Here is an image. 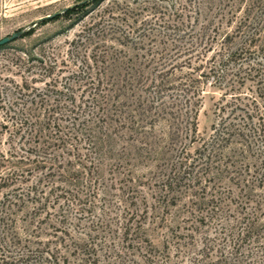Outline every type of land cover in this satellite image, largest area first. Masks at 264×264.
<instances>
[{
    "label": "rangeland",
    "instance_id": "rangeland-1",
    "mask_svg": "<svg viewBox=\"0 0 264 264\" xmlns=\"http://www.w3.org/2000/svg\"><path fill=\"white\" fill-rule=\"evenodd\" d=\"M263 6L264 0H0V40L21 32L0 48L1 149L7 152L9 144L18 147L24 142L22 136L31 126L28 118L47 124L59 119L65 134L70 133L71 122L81 128L80 123L92 116L94 88L100 86L97 93L103 96L112 84L130 86L126 73L131 68L154 70L150 58L174 39L187 40L192 34L189 22L208 25L212 36L225 35L232 31L238 9ZM54 14L59 16L40 23ZM261 36L257 47L264 50V28ZM83 71H90L92 77L81 76ZM97 72L105 74L97 79ZM223 93L225 89L205 88L195 141L190 143L188 138L182 145L174 136V121L153 115L154 108L145 129L138 133L129 120L112 117L110 112L95 128L99 184L94 195L80 206L63 194L71 188L58 171L48 175L40 182L37 197L26 196L24 205L19 203L12 210L5 232L14 239L6 252H35L44 264H217L221 255L219 264H264L262 211L260 224L250 236H244L241 223L264 193L257 190L250 202L243 192L239 194L236 182L226 185L230 175L213 178L207 175V166L196 161L223 117L234 124L245 121L242 111L220 112ZM97 99L106 103L104 97ZM58 103L68 109L56 115L50 105ZM129 109V103L119 106L122 111ZM259 145L263 151L264 141ZM256 152L250 162L259 166L262 159H256ZM20 170L24 189L49 172L35 166ZM253 170L250 167L248 179ZM228 186L239 194L233 201L243 203L244 210L233 213L236 202H230L231 198L225 200L228 207L214 216L212 196L225 193L223 187ZM204 241L215 247L208 257L201 253ZM56 248L59 259L50 260L48 252Z\"/></svg>",
    "mask_w": 264,
    "mask_h": 264
},
{
    "label": "trees",
    "instance_id": "trees-1",
    "mask_svg": "<svg viewBox=\"0 0 264 264\" xmlns=\"http://www.w3.org/2000/svg\"><path fill=\"white\" fill-rule=\"evenodd\" d=\"M258 12H261L263 16L257 15ZM234 16L232 31L225 35L217 32L212 36L208 25L199 27L197 23L189 22L187 28L192 34L187 40L185 38L174 39L169 46L163 48L158 56L150 58V62L155 65L154 70L131 68L126 73L130 86L112 84L103 96L101 91L97 93V88L100 86L94 88L96 92H93L91 101L93 111L89 112L92 116L89 115V120L80 123L81 128L76 122H71L67 127L70 133L65 134L60 130L59 119L47 124L45 121L35 122L32 121L33 119L30 121L28 118V124L31 126L28 128L30 131L27 130L28 134L22 136L24 142L18 147L16 143L9 144L7 152L0 147V264H29L28 262L44 264V260H40L41 257L34 254L35 252H18L16 255L12 254L13 251L9 252L10 254L6 252L5 247H12L13 241L11 240L14 238L10 239L9 234H6L5 224L10 219L12 210L19 203L24 205L26 196L37 197L39 195L37 191L39 184L47 180L48 175L49 177L50 175L55 176L58 171V175L71 188L65 189L63 194L69 195L70 201L74 200L80 206L87 203L89 197L94 195V189H96L94 186L99 184V142L95 128L98 127L100 121L106 119L105 117L110 112L112 117L129 120L133 124L132 128H136V133H138L139 130L145 129L144 122L149 118L151 109L154 108L153 115L162 114V118L168 116L174 121V136L181 141V145L182 140L188 138L191 139L190 143H193L197 133L198 106L205 88L214 86L220 90L225 89L220 99V112L225 113L230 109L231 115L236 111H242L245 121L242 124H234L231 121L228 122L229 118L223 117L225 120L222 119L220 125L214 128V133L209 140L203 143L201 156L196 161L207 166V175H213V178L224 174L230 175L226 185L236 182L237 187L241 188L239 194L243 192V196H246L250 202L253 201V193L257 190H262L264 193V150L261 151L260 145L258 146L259 142L264 141L261 140L264 135L262 126L264 121L262 112L264 50H259L257 47L264 28V6L238 9ZM47 20L49 19L42 20L40 23ZM175 27L178 28V26ZM195 33L198 34L195 35ZM91 59V57L87 58L89 68L93 66ZM79 74L92 77L90 71H83ZM95 74L98 79L105 73ZM115 75L120 76L118 73ZM100 81H103L102 78ZM247 83H254L255 86L248 87ZM243 89L250 92V96L249 93L243 92ZM98 97H104L106 103L100 102ZM112 101L113 105L110 107L109 104ZM127 103L130 104L131 109L119 110V106ZM44 105L46 106L45 103ZM50 106H52L51 109H56L54 113L56 115L62 114L63 109L64 111L68 109V106L61 103ZM115 106L118 109L113 110ZM71 112L75 113V110ZM11 119L14 118L11 117ZM74 121H77V118ZM254 150L258 154L256 159H262L259 166L250 162L253 157L255 158ZM32 166L47 169L49 172L44 174L35 186L24 189L19 180V177L23 175V173L20 174V169ZM235 166L237 169L232 170L231 168ZM250 167L251 170H253L252 167L254 168V175L248 179ZM227 175L225 180L228 178ZM228 187H223L224 192L228 194L227 197H223L225 193L212 196V203L215 205L211 212L214 216L228 207L226 199L232 198L230 202H236L233 198L240 197L233 188ZM4 188H10V191L3 193ZM255 203L254 211L247 214L248 217L243 218L241 222L244 223V230H246L244 236L246 237L250 236L260 224L259 212L262 211L260 217L264 215L263 195ZM235 204L234 209L231 210L233 213L241 209L243 203L236 202ZM82 211L87 212L84 208ZM16 239L19 240V237ZM213 248L215 249L214 245H209L207 242L205 244L204 241L201 248L202 256L208 257V252L214 250ZM55 251L48 252L50 260L59 259V249L56 248ZM80 259L81 262L85 261L84 258ZM222 259L223 255L216 263H221ZM93 264H96V261Z\"/></svg>",
    "mask_w": 264,
    "mask_h": 264
},
{
    "label": "water",
    "instance_id": "water-1",
    "mask_svg": "<svg viewBox=\"0 0 264 264\" xmlns=\"http://www.w3.org/2000/svg\"><path fill=\"white\" fill-rule=\"evenodd\" d=\"M82 3H85V1L82 2ZM58 14H59V13H58ZM58 14H54V15H52V16H48V17L42 18L40 21H42V20H46V19H51V18L57 16ZM20 35H21V32H18V33L13 34V35L10 36V37H5V38H3L2 40H0V47L5 46V45H7V44L13 42V41L16 40L17 38H19Z\"/></svg>",
    "mask_w": 264,
    "mask_h": 264
}]
</instances>
